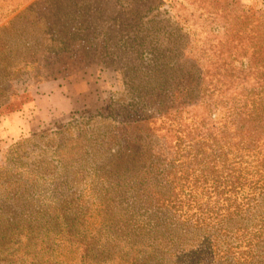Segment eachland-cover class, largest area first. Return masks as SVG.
<instances>
[{
  "label": "rangeland",
  "instance_id": "1",
  "mask_svg": "<svg viewBox=\"0 0 264 264\" xmlns=\"http://www.w3.org/2000/svg\"><path fill=\"white\" fill-rule=\"evenodd\" d=\"M249 9L264 17V0H0V229L30 212L42 238L48 227L37 220L57 222L48 249L41 239L20 248L1 241V264H79L82 247L67 241L69 230L99 232L87 255L97 264H228L229 248L236 264H264L257 218L203 219L193 210L187 220L157 201L168 185L164 144L144 121L197 79L198 66L214 68L211 48L226 21ZM139 145L151 164L120 168ZM16 179L17 188L8 184ZM180 187V196L189 192ZM163 236L175 255L154 248Z\"/></svg>",
  "mask_w": 264,
  "mask_h": 264
},
{
  "label": "trees",
  "instance_id": "2",
  "mask_svg": "<svg viewBox=\"0 0 264 264\" xmlns=\"http://www.w3.org/2000/svg\"><path fill=\"white\" fill-rule=\"evenodd\" d=\"M223 11L228 15L226 9ZM252 11L243 10V14L226 21L223 37L211 48V54L217 58V62L212 63L214 68L198 66L197 79L193 82L189 81L188 86L174 88L170 103L165 109L159 110L156 117L144 121H152L151 127L154 133L164 144L165 158L161 164L167 165L168 172H163L161 175L166 173L168 185L165 188L163 186L165 191H159L160 194L156 198L161 205L176 209V213H179L180 217H186L187 220H191L190 213L193 210L203 216V219L223 216L227 217L228 221L247 214L258 219V223L255 222L252 226L262 236L264 233V17ZM236 62H240V65H236ZM136 127L143 132L141 127L138 125ZM145 152L141 145L137 148L131 147L129 154L120 157L119 167L127 168L131 172L135 168L141 172L143 161L147 163L150 158ZM158 160L160 161L161 158ZM180 179L187 181L180 182ZM10 183L17 188V184L22 182L16 179L9 181L8 184ZM24 184L27 187L29 185L28 182ZM185 184L190 187L189 192L180 196L178 186L180 185V191L184 192L182 186ZM22 192L26 193L27 189H23ZM3 194L1 192L0 197ZM203 194L208 196L206 205L200 203ZM17 199L18 197L16 201ZM29 213L27 218L18 216L12 219L11 227L8 229H0V242L3 241L5 247H9L11 239L17 241L18 244L15 246L18 245L19 248L23 241L31 244L41 239L40 248L48 249L47 240L50 239L51 224L53 222L57 224L56 219L53 217L51 223V218L37 220L38 223L45 224L42 229L48 227L41 238L36 236L39 234H36L37 225H32L36 223L34 217L37 214ZM64 221L71 225L72 229L75 221L68 215L65 216ZM159 231L161 234L164 233L163 230H158L157 233ZM97 234L99 232L89 238L73 230L66 232L67 241H76L82 247L77 263H98L87 258L92 247L98 243L95 237ZM236 234L238 236V229ZM247 235L242 232L238 237L242 239ZM165 238L167 237L163 236L153 240V242L158 241L154 244V248L159 247L164 257L167 254L175 255L174 252L171 253L172 248L166 245ZM239 238L237 240L241 241ZM211 242L214 246L213 242H218V239L212 237ZM33 247L36 245L34 244ZM13 251L15 250L8 249L7 253L14 254ZM217 251L216 248L215 255H218ZM5 252L1 251V256H4ZM150 253L156 255L154 261L159 259L157 250H151ZM234 253L231 248L226 251L224 259L228 264H233L232 261L236 264ZM34 256L38 257L37 254ZM134 264L153 263L149 259L136 257Z\"/></svg>",
  "mask_w": 264,
  "mask_h": 264
}]
</instances>
